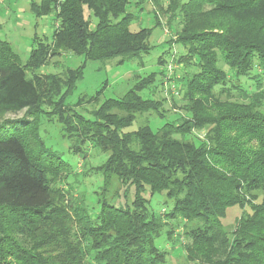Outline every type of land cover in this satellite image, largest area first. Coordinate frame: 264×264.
I'll use <instances>...</instances> for the list:
<instances>
[{
    "label": "trees",
    "instance_id": "1",
    "mask_svg": "<svg viewBox=\"0 0 264 264\" xmlns=\"http://www.w3.org/2000/svg\"><path fill=\"white\" fill-rule=\"evenodd\" d=\"M130 1L30 0L35 17L54 16V31L51 43L35 35L26 64L0 38V264H166L168 253L155 240L167 230L175 241L172 221L184 223L188 262L264 264V83L258 73L264 68V0H169L167 8L150 0L156 26H162L160 15H170L176 38L165 43L184 51L174 60L177 71L184 67L183 77L175 69L172 81L190 117L158 131L124 132L139 115L166 116V98L140 95L156 96L158 74L136 78L121 99L101 103L100 92L82 98L80 104L98 105L94 119L73 112L67 100L87 62L124 63L151 51L153 29L130 30ZM146 4L135 5L142 11ZM64 54L85 62L60 75L38 72ZM158 63L165 65L164 55ZM167 73L161 72L162 86ZM22 111L18 120L5 118ZM42 115L62 125L82 160L86 144L108 154L92 169L103 179L99 209L73 199L76 185H60L77 176L47 148ZM111 192L126 202L131 192V205L110 204ZM163 192L174 202L165 218L149 210L146 198ZM235 207L250 212L227 231L222 221Z\"/></svg>",
    "mask_w": 264,
    "mask_h": 264
},
{
    "label": "rangeland",
    "instance_id": "2",
    "mask_svg": "<svg viewBox=\"0 0 264 264\" xmlns=\"http://www.w3.org/2000/svg\"><path fill=\"white\" fill-rule=\"evenodd\" d=\"M137 1L131 0L127 8L128 13L134 16L130 30L132 32H138L142 29H153L150 38L151 51L137 59L126 60L124 63H121L120 59H114L108 62H87L83 70V77L78 80L75 91L67 100V105L72 108L73 112L79 113L88 119H94L91 112L97 109L96 107L98 105L80 104L82 98L93 97L100 92L101 103L110 99H121L133 88L136 78H144L156 73L158 74L155 83V87L158 90L156 96L151 95L148 90L143 91L140 95L145 99L166 98V116L162 118L156 114L139 115L134 123L126 128L124 132H135L144 126H150L153 131H158L166 124L177 122L181 117H190V114L187 113V106H185L186 102L182 99L181 93L179 96L172 95L171 91L167 90L165 84L162 86L163 79L161 76V72L164 74L167 73V67L172 60V54L178 59L184 51L179 45L174 44L172 47L165 43L167 40L176 38L175 34L169 28L168 21L170 15H160L162 26H156L154 15L151 12L152 8L155 7L151 1L147 0V4L144 5L142 11L136 7L135 4ZM162 2L164 8H167L169 0H162ZM90 15V12L87 11V16L89 17ZM53 20L54 16L52 15L43 18L35 17L30 10V0H6L5 3L0 4V26L2 27L0 30V38L10 43L14 51L20 56L22 64H26L30 59L32 49L35 47V35L39 38L46 37L49 43L53 41ZM92 21L94 25L97 20L93 18ZM173 25H176V23ZM163 55L166 60L165 65L158 63L159 58ZM84 62L83 57L64 54L52 59L49 65L42 67L38 72L40 74L60 75L64 72L65 68H77L83 65ZM224 68L228 70L226 66ZM187 69L191 74L197 72L195 67ZM181 70L184 71L183 66ZM182 71H180V67L178 71L176 69V73L180 78L183 77ZM258 73L264 83V68L259 67ZM239 82L242 86L251 87V82L247 78H241ZM217 91H219V88H217ZM233 93L235 94V92ZM174 102H176V105ZM24 115L25 112L22 111L18 114H8L5 118L18 120ZM40 133L45 140L47 148L51 152L59 154L71 166L73 174L77 176V178L74 176L65 178L60 185L67 190H70L73 188V185H76L77 188L73 191V194L70 192L73 199L78 201L85 200L91 209H99V200L102 198L99 194L102 193L103 179L101 176L92 172V169L105 163L108 154L86 144L84 147L87 153V159L85 161L82 160L79 155L73 153L72 147L75 145V141L65 139L63 137L62 125L55 120L50 121L47 115H42L41 117ZM196 136L202 139L203 132ZM188 138L193 139L198 144L197 140L192 136ZM82 172L86 176H81ZM120 189L122 190L121 194L123 196V192L127 189L125 186H121ZM128 196L126 198L128 202H126L124 199L114 198L111 192V195L107 198V202L117 207L126 206L127 204L131 205V192L128 193ZM146 198L150 200L149 210L158 215H162L164 218L165 214L174 205V202L167 198L166 192L157 193L153 197L147 193ZM261 200L262 198H260L259 202ZM244 211L248 213L250 212V208L246 207L242 210L235 207L228 210L227 217L222 221L227 231H232L235 228L237 220ZM175 222H170L171 224L174 223L172 225V229L176 234L174 242H170L167 239V230H164L161 236L155 240L156 245L168 253L166 264H198L186 260L184 246L189 240L185 236L184 223L179 224V222Z\"/></svg>",
    "mask_w": 264,
    "mask_h": 264
},
{
    "label": "built area",
    "instance_id": "3",
    "mask_svg": "<svg viewBox=\"0 0 264 264\" xmlns=\"http://www.w3.org/2000/svg\"><path fill=\"white\" fill-rule=\"evenodd\" d=\"M6 0H0V4L5 3ZM174 60L175 57L173 56L172 58V62H170V64L168 65V73H167V77L165 79V86L167 88V90L171 91V94L175 95V96H179L180 95V90L178 89V87L176 86V83L174 81H172V76L174 74V70L176 69L177 65L174 64Z\"/></svg>",
    "mask_w": 264,
    "mask_h": 264
}]
</instances>
